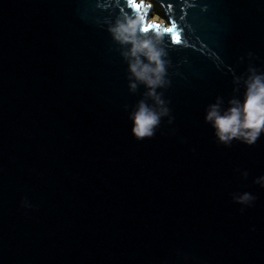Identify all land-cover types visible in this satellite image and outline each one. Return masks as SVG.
Masks as SVG:
<instances>
[{
  "label": "water",
  "instance_id": "water-1",
  "mask_svg": "<svg viewBox=\"0 0 264 264\" xmlns=\"http://www.w3.org/2000/svg\"><path fill=\"white\" fill-rule=\"evenodd\" d=\"M155 2L184 29L163 90L175 120L136 140L124 106L144 88L104 25L119 9L0 0V264H264V135L225 147L203 119L246 53L264 66V0Z\"/></svg>",
  "mask_w": 264,
  "mask_h": 264
},
{
  "label": "clouds",
  "instance_id": "clouds-1",
  "mask_svg": "<svg viewBox=\"0 0 264 264\" xmlns=\"http://www.w3.org/2000/svg\"><path fill=\"white\" fill-rule=\"evenodd\" d=\"M193 6L194 0H184ZM109 9H119L114 15L105 17L104 25L111 39L119 46V52L127 65L128 89L135 93L143 86L142 98L129 110L125 105L130 121V131L136 140L150 139L156 135L164 118L172 125L170 100L164 91L172 84L169 68L172 66L170 50L172 44H180L183 28L177 22L170 24L147 19V9L151 7L145 0H107ZM127 9H131L128 11ZM180 20H185L184 16ZM190 27V26H189ZM166 34H171L169 43ZM187 44V41H184ZM246 69L237 74L232 70V94L225 99L217 95L204 109V122L210 126L218 144L231 146L238 141L248 146L254 145L264 135V66L254 63V54L246 53ZM241 56L239 61L246 59ZM175 133V129H171ZM240 175L247 179L248 171ZM253 183L264 188V174L254 178ZM232 200L241 205L240 211L252 207L257 197L249 191L231 193ZM21 205L31 208L27 197Z\"/></svg>",
  "mask_w": 264,
  "mask_h": 264
},
{
  "label": "rangeland",
  "instance_id": "rangeland-1",
  "mask_svg": "<svg viewBox=\"0 0 264 264\" xmlns=\"http://www.w3.org/2000/svg\"><path fill=\"white\" fill-rule=\"evenodd\" d=\"M145 2L150 3L154 8V10L151 12L152 18L150 19V21L152 19H157L158 22H163V23L169 24V22L164 17L163 8L159 4H157L155 2V0H145Z\"/></svg>",
  "mask_w": 264,
  "mask_h": 264
}]
</instances>
